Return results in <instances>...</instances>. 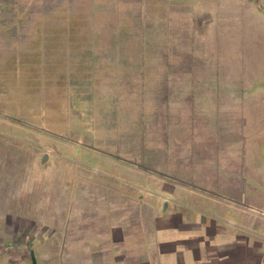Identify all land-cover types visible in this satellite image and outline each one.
Returning a JSON list of instances; mask_svg holds the SVG:
<instances>
[{
  "label": "rangeland",
  "instance_id": "obj_1",
  "mask_svg": "<svg viewBox=\"0 0 264 264\" xmlns=\"http://www.w3.org/2000/svg\"><path fill=\"white\" fill-rule=\"evenodd\" d=\"M246 2L0 0V264H94L86 228L117 205L125 264L166 237L151 205L201 232L264 223V29L234 20Z\"/></svg>",
  "mask_w": 264,
  "mask_h": 264
},
{
  "label": "crops",
  "instance_id": "obj_2",
  "mask_svg": "<svg viewBox=\"0 0 264 264\" xmlns=\"http://www.w3.org/2000/svg\"><path fill=\"white\" fill-rule=\"evenodd\" d=\"M260 2V8L256 6L253 0H247V5L243 9L241 13H238V10H235L234 20L243 18V16L246 14L248 11L250 15H252L255 19H258V21L261 23V26L264 29V0H259ZM254 5V7L252 6ZM215 17H217V14H215ZM232 20V21H234ZM216 21V22H215ZM218 19L214 18V22H217ZM221 24V23H220ZM223 25V24H222ZM231 27V23L229 24ZM259 26V25H258ZM258 26H256V29L253 30L252 35V40H258V36H261L264 38V32H259L261 31V28L259 29ZM223 27H227L226 24L223 25ZM234 29V28H233ZM250 38V39H251ZM261 40V39H260ZM264 40V39H263ZM122 192V193H121ZM121 192H117V195L120 197H125L124 191L121 190ZM119 200V199H118ZM132 200V199H131ZM130 200V201H131ZM163 201H166L164 199ZM162 201V202H163ZM115 202V201H114ZM134 206L137 204L134 203ZM141 204V203H140ZM243 204L242 206L246 205V203L241 202ZM114 206H116L114 204ZM248 208V205H246ZM120 205H117L114 215L111 218H108L105 220V218H102V221L100 222L101 226L99 225L94 226L92 225L91 229H87L88 231V236H96L95 238L100 242L98 250L99 252H95L96 255L100 256V259H98L94 264H125L126 263V254H124V250L126 247V242H125V231L124 227L121 226L122 223H124L123 218H126L125 215H122L120 211ZM151 209H153V215L150 216L152 219V224L154 225L155 229L159 232H162L165 234V238L157 242L156 245H154L152 251L149 254H146L144 251H142V243H139L138 247H136V244L134 243L133 249H134V254L133 252L131 254L137 255V259L135 260L134 264H154L157 263V260L161 258H170L173 254L176 255L177 258V263L176 264H239L241 260L238 262L237 257L234 256V254L237 252L238 249L239 251H242L243 253H249L252 255V260L249 259V261H245V259L242 260L241 264H247V262H250L251 264H263L264 262V256L263 253H260L259 250H264V246L261 242L260 239H258V235H261V230L264 228V223L261 224L260 222L258 224L254 223V219L252 218H243L241 220V224L239 223H234L233 221L226 223L225 226H222L220 228H217L216 226L214 227H206L205 229H208V234L212 235L213 242L212 243H206L203 239L206 238L207 234L203 237L200 238V236L206 232L205 229H202L203 232L200 231L201 227L199 226L200 224H195L194 220L190 218H170L172 209L166 206V209L164 212H158V206L156 205H151ZM250 209H253V207H249ZM87 217L94 218L93 215H86ZM83 216V217H86ZM177 217V216H176ZM101 219L98 218L95 222L90 220L91 223L99 222ZM249 220V221H248ZM177 222L179 223L180 228H177L176 224ZM249 222V223H248ZM89 227V226H88ZM262 227V228H261ZM101 230V233L99 236H97L98 231ZM181 229V230H180ZM171 230H174L175 232H179L183 234L180 237H175L172 235L170 232ZM195 232L199 231L200 238L199 242H194L193 247L189 246L186 247V245L183 244V242L188 241V243H193L192 240L188 237L185 236L187 232ZM211 232V233H210ZM253 232H258V235L250 237ZM170 233L169 235H166ZM207 233V232H206ZM173 237V238H172ZM91 238V237H90ZM255 238V239H253ZM177 241V242H176ZM198 241V240H196ZM74 243V241L72 242ZM180 246L181 248L176 249L175 246ZM202 248L204 249L202 253H198L197 248ZM211 250L207 251L206 250ZM137 248V250H136ZM122 250V252H121ZM180 250V251H178ZM205 252H210V255H213L214 257L212 260L209 259V255H206ZM145 253L147 256V261L146 263L143 262V257L142 255ZM105 255L106 257H103L105 261H102L101 258L102 256ZM108 255V258H107ZM150 260V262L148 261ZM158 264H164V263H159ZM165 264H168L165 263Z\"/></svg>",
  "mask_w": 264,
  "mask_h": 264
},
{
  "label": "flooded vegetation",
  "instance_id": "obj_3",
  "mask_svg": "<svg viewBox=\"0 0 264 264\" xmlns=\"http://www.w3.org/2000/svg\"><path fill=\"white\" fill-rule=\"evenodd\" d=\"M183 244L186 245V247H187V245H189L188 241L183 242ZM239 250L240 249H238L237 252L234 254V256L237 257V261L238 260L239 261L241 260V262L239 264L242 263V260L243 259H245V261H249V259L252 260V255L251 254H249V253L246 254V253H243L242 251H239ZM247 264H251V263L250 262H247Z\"/></svg>",
  "mask_w": 264,
  "mask_h": 264
},
{
  "label": "water",
  "instance_id": "obj_4",
  "mask_svg": "<svg viewBox=\"0 0 264 264\" xmlns=\"http://www.w3.org/2000/svg\"><path fill=\"white\" fill-rule=\"evenodd\" d=\"M253 1L256 4V6L260 8V2H259V0H253Z\"/></svg>",
  "mask_w": 264,
  "mask_h": 264
},
{
  "label": "trees",
  "instance_id": "obj_5",
  "mask_svg": "<svg viewBox=\"0 0 264 264\" xmlns=\"http://www.w3.org/2000/svg\"><path fill=\"white\" fill-rule=\"evenodd\" d=\"M99 16H101L102 14H98ZM54 40V37L52 38V41Z\"/></svg>",
  "mask_w": 264,
  "mask_h": 264
}]
</instances>
